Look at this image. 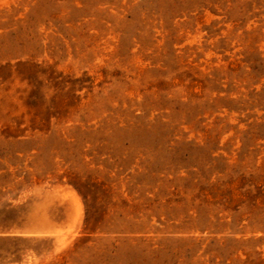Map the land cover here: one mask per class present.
Returning a JSON list of instances; mask_svg holds the SVG:
<instances>
[{
	"label": "rangeland",
	"instance_id": "1",
	"mask_svg": "<svg viewBox=\"0 0 264 264\" xmlns=\"http://www.w3.org/2000/svg\"><path fill=\"white\" fill-rule=\"evenodd\" d=\"M0 264H264V0H0Z\"/></svg>",
	"mask_w": 264,
	"mask_h": 264
}]
</instances>
